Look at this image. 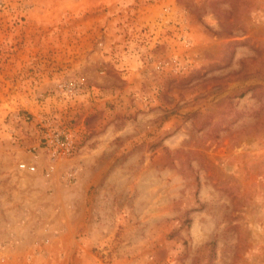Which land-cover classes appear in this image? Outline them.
Instances as JSON below:
<instances>
[{
  "label": "rangeland",
  "instance_id": "374dc122",
  "mask_svg": "<svg viewBox=\"0 0 264 264\" xmlns=\"http://www.w3.org/2000/svg\"><path fill=\"white\" fill-rule=\"evenodd\" d=\"M0 264H264V0H0Z\"/></svg>",
  "mask_w": 264,
  "mask_h": 264
},
{
  "label": "built area",
  "instance_id": "2783aa9c",
  "mask_svg": "<svg viewBox=\"0 0 264 264\" xmlns=\"http://www.w3.org/2000/svg\"><path fill=\"white\" fill-rule=\"evenodd\" d=\"M57 145L61 146V148H65V149H68L71 142L69 140V138L66 137V140L65 141H62V142H59L58 140H56L55 142Z\"/></svg>",
  "mask_w": 264,
  "mask_h": 264
}]
</instances>
